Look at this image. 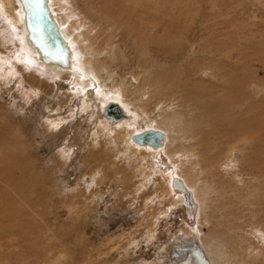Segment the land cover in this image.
<instances>
[{
  "label": "rangeland",
  "instance_id": "rangeland-1",
  "mask_svg": "<svg viewBox=\"0 0 264 264\" xmlns=\"http://www.w3.org/2000/svg\"><path fill=\"white\" fill-rule=\"evenodd\" d=\"M156 1L162 8L159 20H172L174 31L185 33L184 37L180 34L181 40L175 44L170 35L166 40L162 35L159 40L145 41L148 45L144 47L138 38L134 40V35L133 38L132 34L126 36L124 30L119 34L125 59L114 63L117 75L114 79L143 70L152 79L156 76L162 79L156 89L149 87L148 98L143 101L138 89L136 94L129 92L123 96L120 102L127 105L136 98V103L129 105V110L136 115L134 119L140 122L148 114L153 120L163 117L165 112L181 110L173 103L179 99L176 88L182 82L178 81L184 79L180 76L189 65L206 64L215 77L225 72L226 86L231 89L229 82H234L233 86L237 85L234 87L238 89L222 99L230 100L242 112L233 124L251 119L261 127L259 135H254L252 145L245 150L257 155L255 158L260 160L261 167L251 154V158L244 157L246 161H241L243 156L236 150V160L224 163V176H220L230 185L235 197L229 195L223 203V198L215 201V194H211L212 213L207 210L205 218L191 219L186 212L189 204L176 203L172 194L165 193L159 166L168 165L170 170L172 160H167L163 153L155 160L149 161L147 156L144 159V152L124 135L130 124H121V118L109 117L106 111L92 117L89 105L96 97H90L86 91L95 89L105 94L112 83L89 84L86 88L80 83L73 86L66 76L59 80L48 75L45 78L15 63L17 40L5 38L8 31L4 30L0 18V31L3 30V36L0 32V231H3L0 264H177L182 257L179 246L195 241L201 247V241L203 245L207 243L209 228L224 230L228 225L233 227L232 223L236 228H232L234 238L228 240L229 245L222 251L235 255L238 264H252L253 260L263 258L264 198L255 203L246 200L248 197L245 201L238 200L243 195L237 183L249 179L254 187H259L257 182L262 174L258 171L262 172L264 165V128L261 126H264V0ZM75 2L81 13L79 18L95 23L96 17L85 3ZM42 26L40 33L44 41L57 44L49 23L42 21ZM205 45L203 52L201 48ZM193 49L197 50L196 55L187 58L188 51L191 54ZM172 51L175 57L169 56ZM177 69L180 74L172 82L170 75ZM212 90V94H219L225 88ZM212 139L209 149L222 150L224 145L217 140V135ZM198 140L191 138L196 143ZM227 203L236 204L240 220L234 221L231 216L223 218L224 211L217 207ZM183 230L196 232L187 236ZM230 243L236 244V249ZM175 253L179 256L175 257ZM220 255V252L214 254L215 258Z\"/></svg>",
  "mask_w": 264,
  "mask_h": 264
},
{
  "label": "bare ground",
  "instance_id": "bare-ground-1",
  "mask_svg": "<svg viewBox=\"0 0 264 264\" xmlns=\"http://www.w3.org/2000/svg\"><path fill=\"white\" fill-rule=\"evenodd\" d=\"M36 1L37 2H35V0H0V18L3 21L2 24L5 26L4 30L8 31V35L5 34V38L11 37L17 40L18 43L15 59L13 56L14 62L18 64L21 63L26 68L39 72L41 76L48 75L51 79L58 78L59 80L61 77L66 76L67 79L69 78L71 80L70 84L73 86L78 83L84 87L89 84H91V86L102 85V83L107 85L108 81H110L112 85L107 86L108 91L106 90L105 94L103 90V94H101L94 89L97 94L96 96L93 90L87 89L88 91H86V93L90 97H96H93L95 98L94 103L90 104L88 102L90 104L89 106H92L93 111L90 109L92 117L94 114L103 115L107 107L109 108L110 114L113 113L118 116L117 106L119 112H121V116L118 117L122 119L120 121L121 124L124 122L130 124V127L127 126L129 130L125 131L124 135L138 145V150L144 152V159H147V156L148 160H155L157 156L161 158L163 153L167 160H172L170 162L171 165H169L170 170L167 169L168 165H165L166 167L164 166V168L159 166L160 172H158L163 175L162 181L165 187V193L168 195L172 194L171 198L176 203L181 201L184 205L189 204L190 207L187 206L186 212L191 219H193V217L199 219L205 218L204 214H207V210L212 213L213 210L210 208V202L213 201V197L211 194H215V201H219L223 198V203H226L225 200L228 199V196L233 195L231 194L232 188L230 185L220 178V176H224L223 165L226 162L229 163L234 159L236 160L234 155L237 153L236 150L238 149L241 152L239 154H242L243 158H251V154L252 158L256 159L255 157L257 155L254 156L253 152L246 153L245 150L249 144L253 143L251 139L260 131L259 129H261V127L251 119L233 124L234 120L241 118L240 115H242V112L238 108H235L230 100L222 99L228 97L231 93H236L238 89L234 87H237V85L233 86L234 82H229L231 84V89L226 86L228 81L224 76L225 72L224 74L219 73L215 77L214 74L207 69L206 64H192L189 66L187 64L188 68L183 75L180 76L181 78L184 76V79L178 81V83L180 81L182 82L179 83V86L176 88L179 93V99H175L173 103L175 108L181 110H172L171 113L165 112L163 117L157 116L158 119L155 117L153 120H150V116L143 110L142 112H144L146 116L140 119V122H137L136 120H138V118L134 119L136 116H134L135 113L129 110L130 103H136L137 99H131L132 101L130 100L131 102H128L127 105L122 104L120 99L123 96H127L129 92H133L134 94L138 89L137 92L141 94L140 100L145 97L148 98L147 95L149 90H151L152 87L156 89L162 79L156 76L153 80L146 70L142 72L137 71L136 74L129 73L123 78L121 77L120 80L114 79V77L116 78L117 76L114 63L117 61L122 62L125 59V54L119 43V34L123 33L122 31L124 30L126 36L132 34L131 36L133 38L134 35V40L136 41L138 38L141 41L139 44H143L144 47L148 45V43H144L145 41L150 42L151 39L159 40L162 38V35L163 38L165 37V40L166 37L170 35L171 41L174 40L175 44H177V41L181 40V35L184 37L185 33L182 34L179 31L175 32L174 30L176 29L172 25V20L169 21L166 18L162 19L163 22L159 20V16L162 14L160 11L162 9L160 3L156 0H82L87 10L92 12L96 17L94 23L85 17L79 18L81 13L76 6L75 0ZM28 4L30 6L33 5L32 7H37L40 15L41 29L43 28L42 21L46 24L49 23L48 20L44 18V11L47 10L59 35V37H57L55 34H52L56 36L57 44L49 45L44 39L43 45L46 48L39 44L37 39L38 35L35 30L31 28L35 26L30 22L33 18H31V12H29L27 8ZM166 14H170V12ZM73 17L74 20L72 19ZM99 20L102 21L101 25H98ZM49 26H51L50 23ZM48 28L49 27H47V29ZM1 31L3 30L1 29ZM2 33L3 32H1V35L3 36ZM205 48L206 45L203 46L201 50L205 52ZM194 49L191 54H189L190 51H188L189 53L186 57L195 56L197 50ZM175 54L176 53L172 51L169 56L175 57ZM207 58L208 57H206V59ZM2 62L1 65L3 66ZM214 69H216V67ZM237 70H239V67ZM234 72H237L236 69ZM234 72L231 71V73L235 74ZM103 74L104 76H102ZM167 74L168 72H165V76L169 77ZM179 74L180 70L178 69L175 73L173 72V74L170 75L172 78L171 81L173 82V80H176ZM100 78L102 80L101 83ZM239 85L240 84H238V86ZM150 86L151 88L149 89ZM221 86L225 88V91L219 94H212L213 88ZM182 92L190 93L191 96L183 95ZM85 95L84 90L83 96ZM83 106H85V104ZM87 108L88 105L86 106V109ZM139 116L141 115L139 114ZM115 120L118 121V119ZM221 125H226L227 127H217ZM261 126L264 128L262 124ZM119 127H121L120 124ZM211 128L213 129L211 130ZM150 129L159 130L163 133V138L157 146L152 147L150 145L138 144L133 140L132 136L134 134ZM215 135H217V140L220 141V144L224 145L222 150H220V148H217L218 150L216 151H211V148L209 149L208 143H213L214 140L212 136ZM257 135H259V133ZM191 138L193 140L198 138L199 140L196 143L195 141H191ZM185 139H187L188 142H184ZM186 158L189 159L186 160ZM243 158L241 161H246L245 158L244 160ZM257 160L258 159H256V161ZM184 161L187 163L186 166H184ZM257 163L261 167L260 160H258ZM254 164L255 163H253V165ZM180 165H183V167H180ZM263 169L262 172L261 170L258 171L260 175L262 174V178L257 182L260 184L259 187L257 185V188L252 185V182H248L249 179L239 180L237 185L239 184L241 187V194L243 196H238V200L245 201L244 199L248 197L246 200H251L255 203L260 202V200L264 198ZM178 180H180V182ZM237 185L235 184V186ZM256 195L259 196L256 197ZM232 202L233 201H231V203ZM245 203L247 204L248 202L246 201ZM235 205L233 206L227 203V206H219L217 210L224 211L223 214L221 213L224 219L231 216V219L234 221L240 220L241 214L238 213L239 210L237 211L235 209ZM258 206H260V204ZM257 208L260 209L259 207ZM252 221L250 223H252ZM207 222L210 221L208 220ZM243 223L244 222H242V224ZM253 223L255 224L254 221ZM232 225L234 226L228 225L224 230H217L214 229V227L209 228L208 233H205L206 236H208L205 239L207 243L203 245L201 241L202 238L200 237L202 248L199 247L195 241L183 244V247L179 246V254L182 255V257L177 264H204V262L194 259L192 255L193 246L201 248L207 264H238L235 255L225 254L227 250H224L225 252L222 251V248L225 249L224 246L226 247V245H229L228 240L234 238L231 233L233 232L232 228L235 227V223H232ZM222 226L223 224H221L220 227ZM257 230L262 231L261 228ZM193 232H196V230L188 232L183 230L182 233L188 236ZM0 233L3 234V231H0ZM31 241L35 242V240ZM227 242L228 244H226ZM231 246L236 249V244H231ZM216 252L221 253L220 258H215L216 256H214V254H216ZM255 258H257V256H255ZM220 259L223 260L220 261ZM43 260H45V258ZM45 262L47 263V261ZM252 264H264V254L263 258L253 260Z\"/></svg>",
  "mask_w": 264,
  "mask_h": 264
},
{
  "label": "water",
  "instance_id": "water-1",
  "mask_svg": "<svg viewBox=\"0 0 264 264\" xmlns=\"http://www.w3.org/2000/svg\"><path fill=\"white\" fill-rule=\"evenodd\" d=\"M33 5H29L27 6V8L29 9V12H31V18H33L31 21L29 19V21L31 22L32 25H34L35 27H31L33 30H35V32L37 33V39L39 44H41L42 47H45L43 45V35L40 33L41 31V23H40V15H39V11L37 9V7H32ZM44 17L48 20V22L51 24V32L53 34H55L57 37H59L57 30L54 26V22L53 20L50 18L49 13L47 12V10L44 11ZM46 48V47H45ZM51 52V51H50ZM116 108L118 109V116L115 114H110L109 112V108H107L106 110V115L108 116H112L113 118H118L121 116V112H119V108L116 106ZM133 140L135 142H137L138 144H145V145H150L152 147H155L159 144V142L161 141V139L163 138V133L159 130H145L141 133L138 134H134L132 136ZM192 255L194 256V259L196 261H202L204 262V264H207L205 261V255L202 252L201 248H199L198 246H193L192 247ZM174 256H178L177 253L174 254Z\"/></svg>",
  "mask_w": 264,
  "mask_h": 264
}]
</instances>
